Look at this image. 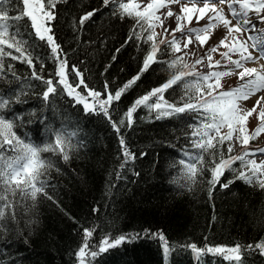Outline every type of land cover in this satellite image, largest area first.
I'll list each match as a JSON object with an SVG mask.
<instances>
[{
	"label": "trees",
	"instance_id": "16d2710c",
	"mask_svg": "<svg viewBox=\"0 0 264 264\" xmlns=\"http://www.w3.org/2000/svg\"><path fill=\"white\" fill-rule=\"evenodd\" d=\"M0 5L10 17L22 8L18 0ZM120 5L45 0L54 14L46 23L56 56L29 17L7 21L12 27L5 40L13 47L0 45V121L11 125L12 137L0 142V156L18 155L23 145L36 148L42 162L37 186L44 188L33 198L21 190L28 186L0 181V204L6 205L0 207V264H79L85 241V264H264V250L256 247L264 242L262 182L233 160L212 183V169L235 157L228 139L218 143V136L213 147L198 148L193 131L204 120L202 110L172 111L208 99L207 84L201 82L199 92L186 87L200 74L185 69L170 41L161 43L156 34L148 40L153 26ZM87 13L94 14L81 23ZM17 42L24 56L16 52ZM149 54L153 59L145 68ZM60 61L74 86L71 94L57 84ZM50 78L56 90L44 99ZM170 80L168 88L149 95ZM90 91L101 93V100L118 91L121 97L85 107L79 98ZM145 95L149 100L136 105ZM155 103L161 107L150 106ZM197 155L201 159L190 172L185 165ZM121 237L131 239L98 252L103 241L114 244ZM237 245L239 261L208 251ZM92 251L98 255L91 257Z\"/></svg>",
	"mask_w": 264,
	"mask_h": 264
},
{
	"label": "snow or ice",
	"instance_id": "6c2138e0",
	"mask_svg": "<svg viewBox=\"0 0 264 264\" xmlns=\"http://www.w3.org/2000/svg\"><path fill=\"white\" fill-rule=\"evenodd\" d=\"M18 3L22 5L21 11L18 15L11 17L9 16L8 11L2 5H0V45L7 43V46L9 48L13 47V43L5 40V37L9 35V29L12 27V25L8 24L7 21L9 19L19 20L24 16H27L31 20V27L35 30V34L39 37L40 40L47 41V43L51 46V52L53 56H56L59 50L58 45H56L54 38L51 34L45 36V33H50L51 29L49 27H46L44 22L51 21L52 19H54V14L50 10H48V8L45 7V0H18ZM108 3L109 0H104L105 5H107ZM167 3L180 4L181 0H165V2L160 4L159 6H157L153 2H149L146 4V10H158V7H165L167 6ZM198 4H201L202 7H197ZM225 4L228 6L232 19L226 18L223 14V9L221 7H218V5ZM236 5H239V7L237 8ZM120 7L129 15H132L130 9L134 7H139V5L122 3ZM209 11L214 13V16L210 18L209 23L207 25L201 28H188L187 30H185L178 23L176 28L171 29L173 39L171 42H169L170 47H173L175 50L176 45L178 44V41L175 39V33L177 31H180L182 33V39L186 41L184 45L185 48H187L189 44H192L193 39L198 41L200 46L203 47L207 43L208 39V36L206 34L214 26L212 23L213 20L220 21L223 23V26L228 30V36H230L233 32H247L249 33V35L247 37V40L239 41V47L230 48V52L239 53V60L233 61L231 60V57L229 56L228 52L222 53V56L227 59L229 63L235 65V69H242V71L236 72L235 74L243 83H241L238 87L230 91L220 92L216 95L212 94V91H214L213 85L211 83H208L207 87L210 90L207 92V95L209 97L208 99H204L201 96L198 97L195 102H191V100L189 102H186L183 107L172 108V111L176 113L184 112L185 109H189L192 111L202 110L201 115L204 117V120L201 122L200 125L194 128L193 136L198 137V139L194 140L195 145L198 148H202L204 150L213 147L212 141L218 136L220 137L217 141L218 143H222L224 139L231 138L232 122L239 119H243V116L238 113L237 101L239 99L249 97L250 95L254 94L257 89L264 88V72H258L255 68H248L244 66L246 62L264 59V30L257 29L256 27L257 23H264V0H184V3L181 6V13L188 14V23H191V16L195 13L199 14L197 17V23H199V20L203 19ZM249 12H255L256 17L258 18L255 22L250 18ZM93 14L94 13L85 14L84 17H82L81 19V23L83 22V20L89 19L90 16ZM150 15H152V13L150 12L147 15L141 12L136 13V16H138L141 20L145 22L148 21ZM167 15L171 17L175 14L169 11ZM176 18L177 21H180L183 16H177ZM232 20L236 21L235 25L232 24ZM148 27L150 30L152 29L151 24H148ZM168 31L169 29H165L166 33ZM253 32H255L256 34L253 35ZM16 35L17 33H12L13 41H15ZM154 35V31H151L150 34L147 36V39L152 40ZM228 36L222 37L220 39L219 44L212 47L210 49V52L217 51V49L221 46H226ZM249 41L251 42L250 44ZM164 42L165 41H161V43ZM20 43L22 42L16 43L15 50L16 52L20 53V56H24V52L20 47ZM233 43H235V41H233ZM249 47L253 48L258 53V55L253 57L252 54L248 51ZM156 50V46L155 44H153L152 54H154ZM152 54H149V56L145 59V68L148 67L149 62L153 59ZM208 55L209 59H211L210 53ZM12 58L20 59V57L15 55H13ZM202 59L203 57H201V60H198L197 63H200ZM24 62H27L29 64L32 63L31 59L26 56L24 57ZM64 63V61H60V70L55 73V75L59 77L57 84H63L65 88L69 89V94H71V91L74 86L67 84L64 80ZM219 63V61L216 62L217 66L219 65ZM209 67H212V65L209 64ZM261 67L264 68V65H262ZM234 71L235 70L232 69L228 71L209 73L208 75H199L197 76L196 81L186 82L185 86L195 89L197 92H199L200 89L203 87V84L201 82L207 83L209 80L215 79L216 86L218 87L219 79L221 77L232 74ZM33 75L36 79H40V77L36 76L35 73H33ZM246 77H250V79H246ZM176 79H179V77H176ZM172 83V80L168 81V83L163 85L162 88L155 89L149 95H156L157 93L162 92L164 89L168 88L169 85ZM45 84L48 87L44 92V99H47L49 94L53 93L56 90V87L54 86L53 80L51 78L45 80ZM90 95L92 97H99L101 93H98L96 91H90ZM104 95L105 100L100 102L101 105L105 104L107 101L110 100H119L121 97V92L118 91L114 94L105 93ZM149 95H145L141 99L136 100L135 104L140 105L146 103L149 100ZM261 100H264V97H261L259 100H257V105L260 104ZM0 103H3V101H0ZM84 106L88 107V102L84 101ZM150 106H154L156 108L161 107L159 103H155L154 105ZM134 110L135 108L130 109L128 115L131 116V113ZM249 111H255V106ZM260 117L262 120H264V111H261ZM225 125H228L230 129L227 137L220 136V129ZM10 128V124L0 121V137H4L3 141L0 142H11L10 137H12V134L9 132ZM262 130H264V125H262L261 128H257L256 133L259 134V132ZM241 143H247V139L241 140ZM60 144L61 139L58 136L56 140V146L58 147ZM121 144H123L122 140ZM17 145H19V141H17ZM20 147L22 150L19 152L18 155H15L11 158L0 156V181H3V183L6 185L14 184L17 187H20L21 185H26L28 187L22 188L21 190L26 196L30 194L33 198H35L36 194L38 192L43 191L44 188L43 183H40L39 186H37L36 180L37 176L39 175L38 168L42 166V162L38 160L36 148L29 147L27 145H23ZM229 151H231V147H229ZM260 151L264 152V149H261ZM125 154L130 155L129 153H127V150H125ZM251 154L254 155L255 153ZM246 155H250V153L245 151L242 156L232 157L230 160H221L220 164H218L215 168L212 169V183H216V176L219 174L220 169L229 165L233 160H240L245 166L250 165L252 167L253 175H255L259 169H264V163H262L261 165H257L255 160L245 161L244 156ZM65 159H67V156H65ZM200 159L201 157L199 155L190 158L185 167L190 172L194 171L196 167V162ZM240 176L242 178L249 179L247 176H245L243 172L240 173ZM257 179H259V177H257ZM223 186L227 187V184ZM261 186L264 187V182L261 183ZM3 200L4 195L0 193V201ZM0 207H6V205L0 204ZM0 215H3V213L0 212ZM84 233L86 237L91 235V231L89 229H84ZM125 239H131V237H121L119 240L115 241L114 244H109L108 241L105 240L102 242V245L99 246L98 252L102 253L106 251V246L113 247L116 244L122 243ZM191 247L195 249V245H192ZM249 247L252 246L249 245ZM256 247L264 250V242L256 244ZM85 248H87L86 241L84 247H82L78 253L79 264H85ZM239 249L240 246L237 245L230 250L223 248H209L208 251L215 253H223L228 258L239 261ZM98 252L92 251L89 253V255L91 257H95L96 255H98Z\"/></svg>",
	"mask_w": 264,
	"mask_h": 264
},
{
	"label": "rangeland",
	"instance_id": "374dc122",
	"mask_svg": "<svg viewBox=\"0 0 264 264\" xmlns=\"http://www.w3.org/2000/svg\"><path fill=\"white\" fill-rule=\"evenodd\" d=\"M120 4L127 3L132 5H139V7H134L130 9L132 13L136 15L137 12H141L144 14H148L149 12L152 13V15L149 16V19L147 21L148 24H151L154 28V32L156 36L159 37L160 41H172L173 36L171 33V29L176 28L177 24L179 23L182 28L187 30L188 28H201L209 23V20L211 17H213L212 12H207V14L204 16L203 19L199 20V23H197V17L198 13H195L191 16V23H188V14H182L181 13V6L184 3V0H181V3H167V6L165 7H158V10L151 9L146 10V4L149 2L155 3L157 6L164 3L165 0H119ZM238 8L239 5H236ZM169 10H172L175 15L173 16V19L169 23H166L167 20V13ZM230 14L228 7L223 8V14ZM177 16H183V18L180 21H177ZM252 19L254 22L258 19L256 17L255 12L252 14ZM47 21H45V26H47ZM213 27L209 30V32L206 34L208 36L207 43L201 47L199 42L193 39L192 44H189L187 48H185L186 41L182 39V33L180 31H177L175 33V39L178 41V44L176 45L175 52L179 54L184 62L186 63V68L189 69L193 73H199L200 75H208L209 73H215V72H222V71H228L234 69L235 71L227 76L221 77L219 79V86H216V80L212 79L209 80L206 84L211 83L213 85L214 91H212L213 95H216L220 92H226L230 91L236 87H238L242 81L239 80L238 76L235 74L236 72L242 71V69H235V65L229 63L227 59H225L222 56V53L228 52L229 56L231 57V60H239L240 55L239 53H232L230 52L231 47H239V41L240 40H247V37L245 35L238 36L237 40H235V43H233V38L228 37V40L226 41V46H221L217 49V51L210 52V49L217 44H219L220 39L226 35L222 31H217L216 27L221 24L220 21L213 20ZM257 29L264 30V23H257L256 25ZM165 29H169V31L166 33ZM49 32L45 33V36L49 35ZM251 42L249 41V44ZM248 51L252 54L253 57L257 56L258 53L251 47L248 48ZM211 59H209V54ZM201 57H203L202 61L200 63H197L198 60H201ZM219 61V65L217 66L216 62ZM260 61V60H258ZM258 61H249L246 62V64H255ZM209 64L212 65V67H209ZM246 79H249V77H246ZM64 80L66 81V77L64 75ZM67 83V81H66ZM63 85V84H62ZM64 86V85H63ZM67 92L69 93V89L65 88ZM263 95V93H260ZM83 101L88 102L89 105L96 104L97 106H103L108 103V101L101 105V101L105 99H99L98 97H92L89 94L86 96H80ZM79 98V99H80ZM261 98V97H260ZM257 100V99H256ZM259 100V99H258ZM257 101L250 100L248 98L239 99L237 101V107H238V113L243 116V119H239L236 121H233L231 124V131L232 136L229 141V145L231 149L234 151V156L239 157L242 156L245 151L250 153V155L244 156V160H255L257 165H261L264 163V160H260L259 156L253 155L251 153L258 151L260 149L264 148V130L260 131L259 134L256 133L257 128H261L262 125H264V120L261 119L260 113L261 111H264V100H261L259 105H256ZM253 103V104H252ZM255 106V111H249L253 109ZM247 113V114H246ZM246 114V115H245ZM229 127L228 125H225L220 129L221 135L228 136L229 133ZM247 139V143L242 144L241 140ZM248 168L252 171V167L249 165ZM253 173V171H252ZM253 175V174H252ZM256 179L259 177L258 180L261 182H264V169H259L255 175H253Z\"/></svg>",
	"mask_w": 264,
	"mask_h": 264
},
{
	"label": "bare ground",
	"instance_id": "6f19581e",
	"mask_svg": "<svg viewBox=\"0 0 264 264\" xmlns=\"http://www.w3.org/2000/svg\"><path fill=\"white\" fill-rule=\"evenodd\" d=\"M197 7H202V5L201 4H198L197 5ZM218 7H221L222 9L224 8V7H228L226 4L225 5H218ZM169 11H171V12H173L172 10H169ZM168 11V12H169ZM174 13V12H173ZM254 12H249V16H250V18L252 19V14H253ZM175 14V13H174ZM213 15H214V13H213ZM174 16V15H173ZM173 16H171V17H169L168 15H167V20H166V23H169L170 24V21L173 19ZM224 16L226 17V18H228V19H232V17H230V14L228 13V14H224ZM253 20V19H252ZM254 21V20H253ZM213 22V21H212ZM235 23H236V21L235 20H232V24L233 25H235ZM216 30L217 31H222L223 33H224V35H226V36H228V30L223 26V23L221 22V24H219L217 27H216ZM253 35H255L256 33L255 32H253L252 33ZM240 35H242V37H243V35H245L246 37H248V35H249V33H247V32H245V33H236V32H233L230 36H228V37H231V38H233V40L235 41V40H237L238 38V36L240 37ZM262 65H264V59H261L260 61H258L257 63H255V64H246V65H244L245 67H248V68H255V69H257V71L258 72H264V68H262L261 66ZM249 79H250V77H249ZM260 93H263V95H261ZM260 97H264V88H260V89H257L256 91H255V93L254 94H252V95H250L249 97H247L248 99H250V100H254V101H257L258 99H260ZM257 99V100H256ZM253 104V103H252ZM257 105V104H256ZM264 149V148H263ZM261 150V149H260ZM260 150H258V151H255V152H253V153H255L254 155H258L259 156V159L260 160H264V152H262V151H260Z\"/></svg>",
	"mask_w": 264,
	"mask_h": 264
}]
</instances>
